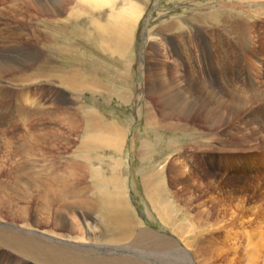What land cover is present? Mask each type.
I'll use <instances>...</instances> for the list:
<instances>
[{
  "label": "rangeland",
  "instance_id": "374dc122",
  "mask_svg": "<svg viewBox=\"0 0 264 264\" xmlns=\"http://www.w3.org/2000/svg\"><path fill=\"white\" fill-rule=\"evenodd\" d=\"M23 1L20 10L6 19L10 17L13 33L22 24L25 34L18 41L0 42L4 55L13 51L29 55L26 64L17 67L18 74L6 73L0 82L10 91L0 101V197L12 199L9 207L0 206V226L8 225L14 232L22 229L39 242L47 234L53 236V244L85 247L89 259L128 254L149 264H264V0H110L101 11L82 0H43L53 16L36 10V1ZM3 5L0 0V9ZM126 11L141 15L132 35L127 34L130 49L120 54L116 48ZM93 19L104 24L105 37L94 33ZM47 59L53 67L77 72L86 84L95 77L101 86L71 89L54 75L20 84L17 78H31ZM238 89L244 101L240 107L234 94L229 96ZM257 92L262 93L258 98ZM216 98L230 100L232 112L223 108L222 123L214 126L202 114ZM168 99L182 113L174 112V118L165 121L179 126L149 125V113L175 110ZM81 115L89 117L90 134L98 126L124 131L121 149L100 150L90 160L107 177L112 166L119 170L125 185L120 190L135 216L128 242L93 235H102V227L93 226L90 211L77 205V195L84 194L79 188L89 190L92 183L86 170L74 193L60 192L58 183L55 188L62 200L49 208L43 207L39 192L25 200L23 180V193L8 185L16 177L13 163L23 157L32 165L27 163V170L29 165L31 172L42 173L40 179H46L45 172L53 165V176L73 181L71 165L82 162L78 150L89 137ZM74 126L71 134L69 127ZM28 129L62 136L45 141L53 143L20 147L19 139ZM15 147L20 151L10 153ZM165 165V176L157 177L159 193L151 199L143 179ZM144 231L165 236L173 247L135 244ZM0 264L43 263L0 245Z\"/></svg>",
  "mask_w": 264,
  "mask_h": 264
},
{
  "label": "bare ground",
  "instance_id": "6f19581e",
  "mask_svg": "<svg viewBox=\"0 0 264 264\" xmlns=\"http://www.w3.org/2000/svg\"><path fill=\"white\" fill-rule=\"evenodd\" d=\"M8 1H10V0H1L2 5H3V3H4V5L0 9V20H2L0 22V40H1L0 42L6 41L9 39L10 40L15 39L18 41L19 38L23 34H25V27L22 24L19 25V28H20L19 31L17 30L16 32L14 31V33H13L11 25H10L11 22L8 20L10 17L9 18L7 17V19H6V16H8L10 13H13V10L19 11L21 6H23L24 1L21 0V2L19 3L18 1L13 0V3H11V1H12L11 0L10 4L7 5ZM34 1H36L33 3L36 10H39L41 12L46 11V14H50L53 16V13H51V12H53V10L50 9V7L47 3L43 4V0H34ZM82 1H84V2L86 1V3L89 4V7L96 8L100 11H101V9H104L105 7L110 5V0H89V1L88 0H82ZM231 1L232 2L233 1L234 2H238V1L239 2H243V1L245 2V1H253V0H231ZM18 4H20V5H18ZM110 15H112V13ZM140 15L141 14H139L137 17H135V15L132 12L126 11L124 13V15L122 16V18L120 20V24L121 23H124V24L123 25L121 24V29L119 31L120 43L118 44V46L116 48L120 54L122 53L124 48H127V50L130 49L132 39L130 40L127 37V34H130V36L132 35L131 32H132V30H134V27H135ZM52 16H50V17H52ZM124 16H126V17H124ZM36 18H37V16H36ZM93 22H94L93 27H94V31H95L94 33L98 34V32H100L103 35L102 38L105 37V35L103 34L104 33L103 29L105 28L104 24L96 23L95 19H93ZM130 38H133V37H130ZM51 39H53V36ZM48 43H49V41H48ZM1 47H3V46L0 45V48ZM116 49L114 50L115 52H117ZM15 50H16V48H15ZM13 52H10L7 55H4L5 53L0 51V82L3 81L4 75L6 73H10V72L17 73V67L24 66V64H26V62H27L26 60L29 57V55H27V53L25 51L22 52L23 53L22 55L19 54L20 56L18 54L16 55V52H18V51H13ZM118 52H117V54H118ZM46 61L47 62L44 61L41 65H39V67L36 68L34 74L31 75V78H29L30 76L29 77L27 76L28 77L27 79L26 78L22 79L21 76L19 75L20 78H17V79L21 80L20 84L24 83L25 80H29L32 78H34L33 80L40 79V77H42V76H44V77L46 76V78H48V77L53 78V75H54L58 78V80L60 81L61 84L67 85L71 89H74V88H77L80 86L82 88L83 87L89 88L88 86H90V85L93 88L101 86L100 81H98L94 76H91L94 78H91V79H89V81H87V83L89 84L88 85L85 83L86 81H84L82 78L79 77L77 72L75 73V72L70 71V70H65L63 67H60V65L53 67L52 62H50L49 59H47ZM161 85H163V84H161ZM8 88H9L8 85H4V84L1 85V87H0V101L2 99H4L2 97L5 94L6 95L10 94V91H8L9 90ZM237 88H239V87H237ZM21 93H22V91L19 94H21ZM233 94H234L235 100L239 101V104H238L239 107L241 105H244L242 89L241 90L238 89V91L236 90L235 92L231 91L229 96H232ZM261 95H262L261 92L260 93L257 92L255 97L258 98ZM169 99H168L169 106H171V107L173 106L175 110L172 111V113L170 111L169 112L162 111L160 115L155 114V113H149L150 111H148L149 114L147 115L146 120H147L149 125H152L153 127L155 126V127L161 128V129H165V124H166V127H168L167 125L170 123L173 125L172 126L173 128H176L174 126H177L179 124V122H178V124H176L177 123L176 121L175 122H170V121L166 122L165 120H168L172 117L174 118V116H173L174 112H175V116L176 115L179 116V114L182 113V110L180 111V109H177L176 106L174 105L175 103L170 102ZM216 99H218V98H216ZM163 100L165 102L164 98H163ZM180 101H182V100H180ZM186 102H187V100H186ZM214 102H216L215 105H213V107L206 114H202V115H204V119L206 118V120L211 119L212 122H214L213 125L215 126V125H219L222 123V120L224 118V113H225L222 111L223 108L231 110V112H232V108H231L232 103L230 102V100L227 103V102H224V101L219 100V99L214 101ZM1 105L2 104H0V111L1 110L3 111V107ZM238 105L234 107V110L238 109ZM185 108H186V106H185ZM204 110H206V109H203V111ZM34 111L35 110H29V112L32 114ZM35 112H37V111H35ZM29 116L25 117V120H28ZM81 117H82L83 121H87V124H86V127L84 130L87 131V134L89 137H88V139L86 138L85 140H82L81 145H80V149L78 150V153L81 152V155H80L81 157L78 159H79V161H82V162H76L75 164L71 165V172L69 174V178L73 181L68 182V180L63 176H53V165L50 167V171L48 172V174H47V171L45 172L46 173L45 174L46 179H40L39 177L42 176V173H40L39 171L35 172V170H34V172H31V170L29 169V168H31L29 166V165H31L30 161L27 162L28 159L23 157L22 162L19 163V161H15L13 163L14 164L13 165V170H14L13 173H14V177L15 176L16 177H15L14 182L8 183V185L10 186L12 184V186L10 188L14 189L13 191L16 193L17 192L20 193L21 191L23 193V188H24V191H25L23 193L24 198H25V200L27 199L28 201H29V197H31V194L33 191L34 192L36 191L37 193L39 192L42 196V199H43V207L49 208V207L53 206V203H58L62 200V198H61L62 195L55 188L58 185V183L60 184V192H65L66 190H68V191H70V193H74L73 192L74 187L77 186L78 184L80 185L84 182L83 181L84 175L82 174L83 173L82 171L86 170L87 173L85 172L86 173L85 177L91 175V176L86 177V178L87 179L91 178L92 183L90 184L91 186H89V190L85 187L79 188V193L83 192L84 194L83 195H77V198H79V200H78L79 204H77V205L83 206L84 208H86L90 211V212H88L89 214L87 213V216H88V219L91 220V224L93 226L97 225V226L102 227V229H101L102 235H98V234H93V235L98 236V237L101 236V238L106 239L107 241H110L107 238L108 236L112 237V241L118 242V244H120L124 241L128 242V241H130V237H131V222L134 221L135 216L132 215L133 214V212L131 210L132 206H130L129 203H127V201H126L127 199L124 198L122 195L123 191L121 192V190H120V188H122L121 187L122 183L120 180L119 170H118L117 166H112L110 168V169H112V171H111L112 174L110 175V177H107L105 175V171L99 167H95L93 162L90 160L91 155L95 152H99L100 150H103L106 148L121 149V147H123V138L125 135L124 131L122 128H119V127H116L113 125L105 126V127L104 126H98L95 128L96 132L90 134L89 133V126H88V119H89L88 115L87 116L81 115ZM93 119L96 121L95 117H93ZM163 121H165V122H163ZM26 125H28V124H26ZM69 128H70V131L69 130L68 131L71 134H73L74 130L77 129V126H74L73 128H71V127H69ZM51 134L52 133L45 132V131L44 132H38V131L31 132L30 129H28L26 131V133L24 134V136L20 137L21 139H19L21 141L20 147H22L23 145L25 147H27V146H29L30 143H33V142H36V143L39 142L40 144L53 143V141L47 142V143H45V141L49 137H51L54 140V139H58L62 136V134L59 135V134H56L54 132L52 135ZM93 134L97 135V139H94L95 135H93ZM31 139H32V141H30ZM97 143H98V145H97ZM11 144H12V142H11ZM93 145H95V146L93 148H91V146H93ZM142 145H143L142 148L143 149L145 148V151H147L146 146H148V145L146 143H143ZM20 147H17V148L15 147V149L10 151V153L15 152V150H16V152L20 151V149H21ZM52 147H53V144H52ZM41 151H43V150H41ZM83 159H85V160H83ZM86 160H88L87 163H86ZM27 163H29L28 170L26 167ZM173 168H175V169H173ZM173 168H172L173 170H176L175 165L173 166ZM77 170L78 171L81 170V171L76 172ZM167 172H169V171H167ZM36 174H38V175H36ZM165 174H166V165L161 166L155 175L152 173L151 176L145 177L143 179V183H144L147 191L149 192V197H151V199L152 198L155 199L154 193L155 194L159 193L160 187H159V183L157 181V177L160 175L165 176ZM34 175H36V176H34ZM14 177H12V178L14 179ZM25 177H27V178L25 179ZM21 180H23V183H24L23 188H22V185L20 184ZM175 182H177V180ZM110 183L112 184L111 188H109ZM123 186L125 187V185H123ZM156 195H158V194H156ZM10 197H11L10 195H8V198L5 197V198L1 199V197H0V206H5L6 208L9 207L10 203L12 201V199ZM64 200L65 199H63V202H64ZM65 206L67 207L68 205L65 204ZM93 210H95V211H93ZM56 213L58 214L57 211H56ZM90 215H92V216H90ZM160 215H162V214L160 213ZM134 225L138 227V224L136 221H135ZM9 227H8V225H5V224L4 225L2 224L0 226V245L14 249V251H16V253L19 254L21 257L31 256L43 264H149L146 261L132 258L128 254L123 256V257H113V258H110V257L98 258L97 257L94 259H92L90 257V259H89L87 257L88 254L85 253L86 250L84 251L85 247L81 248L79 245L62 246V244H60V243H59L60 245L56 244V243L53 244V236L47 235V234L45 235L46 237L43 236L44 240L42 242H39L40 240L35 239L33 236H31V234H27L26 232L21 231L22 229L18 232H14ZM45 238L47 240H45ZM65 242H67V241H65ZM134 243L138 244L140 246H146V247L152 248V249L153 248H156V249L168 248V249H170V247H173L171 241L168 238H166L165 236H161L158 234H152L151 232H146V231L140 233L139 236H137L134 239ZM51 247H53V248H51ZM62 248H64V250ZM87 250L94 251L92 249H87Z\"/></svg>",
  "mask_w": 264,
  "mask_h": 264
},
{
  "label": "crops",
  "instance_id": "0c3cea01",
  "mask_svg": "<svg viewBox=\"0 0 264 264\" xmlns=\"http://www.w3.org/2000/svg\"><path fill=\"white\" fill-rule=\"evenodd\" d=\"M91 13H92L91 15H93V16L96 14V13L93 14V12H91Z\"/></svg>",
  "mask_w": 264,
  "mask_h": 264
}]
</instances>
